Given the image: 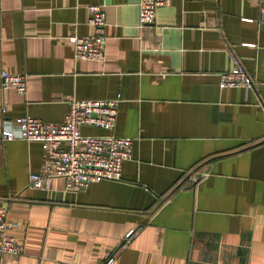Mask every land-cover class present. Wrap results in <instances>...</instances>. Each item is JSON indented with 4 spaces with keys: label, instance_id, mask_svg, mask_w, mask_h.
<instances>
[{
    "label": "crops",
    "instance_id": "0c3cea01",
    "mask_svg": "<svg viewBox=\"0 0 264 264\" xmlns=\"http://www.w3.org/2000/svg\"><path fill=\"white\" fill-rule=\"evenodd\" d=\"M137 2L0 0V72L27 75L24 94L0 79V131L23 114L60 123L70 96L120 93L113 131L133 138L120 179L68 192L59 178L31 187L44 149L0 135V206L23 247L0 264H99L109 251L115 264H264V7L167 0L141 27ZM89 4L105 13V56L74 60ZM234 60L251 88L219 86Z\"/></svg>",
    "mask_w": 264,
    "mask_h": 264
},
{
    "label": "built area",
    "instance_id": "2783aa9c",
    "mask_svg": "<svg viewBox=\"0 0 264 264\" xmlns=\"http://www.w3.org/2000/svg\"><path fill=\"white\" fill-rule=\"evenodd\" d=\"M167 0H138L139 26L151 24L155 20L157 7ZM264 7V0H259ZM88 22L93 26L90 34H72L74 60H103L105 56L106 19L98 4L87 5ZM220 87H252L253 80L244 67L234 60L233 66L219 73ZM1 84L18 93L27 90V75L13 73L6 69L0 72ZM121 94L98 99L68 98V110L64 121L52 123L23 114L12 120V126L1 128L3 140L20 138L38 141L44 149L42 163L37 170L29 172V185L33 188H47L53 179H62L64 189L78 192L90 183L100 180H118L122 175V163L131 158L133 138L113 131ZM5 111V107H2ZM91 126L105 130L103 134H87L82 127ZM18 222L7 216V209L0 206V254L21 253L23 247L15 241L11 231ZM128 231L121 244L122 248L132 237ZM114 252H107L99 264H115Z\"/></svg>",
    "mask_w": 264,
    "mask_h": 264
}]
</instances>
